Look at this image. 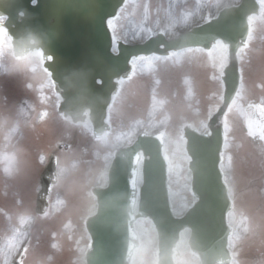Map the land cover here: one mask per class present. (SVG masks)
<instances>
[{
    "label": "water",
    "instance_id": "1",
    "mask_svg": "<svg viewBox=\"0 0 264 264\" xmlns=\"http://www.w3.org/2000/svg\"><path fill=\"white\" fill-rule=\"evenodd\" d=\"M124 2L0 0V17H8L5 22L0 21V27L9 30L17 53L34 48L43 50L46 66L53 72L57 90L63 97L60 111L74 121L89 117L96 136L110 127L106 121L108 108L118 89V80L128 76L131 70L132 56L152 51L165 53L187 46L209 49L217 40L228 45L223 104L211 117L209 130L199 132L187 127L185 131L192 189L197 201L183 216H175L168 187V163L163 155L164 136L141 133L132 145L117 151L107 187L93 189L98 209L86 222L92 238L87 264H130L139 244L134 223L140 217H149L156 227L159 264H175L174 248L185 229L191 231L189 245L200 255L202 264L229 263L231 227L227 214L232 203L220 167L225 132L222 118L238 90V52L247 42L250 17L259 14L261 3L242 0L176 38L167 39L160 34L145 43L120 42V51L115 54L111 50L108 20ZM141 150L145 154L144 182L136 211ZM56 178V163L52 161L42 177L41 205L47 203V194Z\"/></svg>",
    "mask_w": 264,
    "mask_h": 264
},
{
    "label": "rangeland",
    "instance_id": "2",
    "mask_svg": "<svg viewBox=\"0 0 264 264\" xmlns=\"http://www.w3.org/2000/svg\"><path fill=\"white\" fill-rule=\"evenodd\" d=\"M239 0H127L125 6L120 10L119 15L112 20L111 25L124 39H129L130 32L137 26L146 21L151 27V32L163 31L169 36H174L178 32L187 29L193 24L201 23L210 19L218 13L225 5L237 3ZM261 13L252 17V26L250 37L245 49L240 52V72L241 88L237 97L231 104L224 116L226 121L227 143L223 153L222 168L227 175L234 164L238 161L236 152L238 144L236 142L235 131H241V98L242 103L255 99L258 95L264 96V0H261ZM5 40V39H4ZM2 43V50L6 44ZM220 42V41H219ZM222 43V42H221ZM185 58L190 57L193 52L197 59V77L191 81L190 77L185 79V84L193 83L197 88V98L188 105L192 113H196L208 102L217 106L221 104L224 84L221 79L223 69L228 63V54L226 48L213 47L210 51L202 48L186 49ZM8 66L11 60L6 61ZM221 63L223 67L221 68ZM192 68L191 65L188 66ZM147 101V97H144ZM131 102V101H128ZM9 100L0 97V125L6 127L13 122V116L7 110L6 106ZM43 120V119H42ZM204 122L199 124L203 128ZM116 125V124H115ZM129 125V123L127 124ZM118 128L121 123L116 125ZM45 129L43 136H33L32 141L37 140L32 156L36 157L31 163L18 161L17 154L12 147H17L16 141L18 136L12 134L8 139V148L0 149V207L6 202V199L13 201L17 207L25 206L28 208L30 215L35 213L36 199L40 187L41 174L45 169L42 159L48 156L50 149L47 145L54 139L64 137L74 144V149L66 152V162L60 169V178L57 185L54 186L52 200L56 193L58 199L51 204L49 219L38 216V219L25 218L22 220L24 227L33 228L35 239L27 251L23 264H85V249L90 246V237L83 229L84 220L94 209L95 200L90 196V188L94 183L93 175L97 171V162L95 150L97 148V139L91 131V123L87 122L78 129L76 123L66 120L64 116L55 111L53 118L50 119L49 125ZM264 127L259 131L263 132ZM134 137L132 134L125 141ZM123 141V142H125ZM166 151L170 156L171 184L176 188L182 185L186 180L188 185L190 172L188 170V156L185 151V140L182 132L177 130H168L166 134ZM85 154L82 163H79V154ZM5 156V157H2ZM236 166V165H235ZM234 166V167H235ZM247 173H254L253 162H250ZM232 173V178L236 184L243 180L236 172ZM178 175H183L179 177ZM176 179L178 182H176ZM188 187V186H187ZM187 202L178 210L182 214L186 209L191 196L187 192ZM55 194V195H54ZM245 206L254 207V193H248L243 200ZM264 204V199H263ZM90 208V209H89ZM0 216L5 219L12 218L13 215L5 209H0ZM66 217V221L64 222ZM264 223V217H263ZM53 226V228H52ZM41 227L44 228L40 230ZM47 228L53 229V232H47ZM137 229L140 233L141 245L136 251L137 257L144 254H152L157 251V234L149 220L140 219L137 223ZM81 234V235H80ZM83 240H82V238ZM183 240L178 247L181 257L178 258L179 264H197V261L188 251L186 244V234H183ZM249 241L244 247V252H255L253 228L252 233L246 237ZM261 248L257 250L258 256L263 257L264 264V226L262 229ZM234 248V253L239 254V249Z\"/></svg>",
    "mask_w": 264,
    "mask_h": 264
},
{
    "label": "flooded vegetation",
    "instance_id": "3",
    "mask_svg": "<svg viewBox=\"0 0 264 264\" xmlns=\"http://www.w3.org/2000/svg\"><path fill=\"white\" fill-rule=\"evenodd\" d=\"M130 35L134 38L132 40L136 41L140 35L150 37L152 33L146 32L144 27L141 29L139 25L130 32ZM111 36L112 49L117 52L120 38L112 25ZM3 40L6 44L4 50H2ZM184 53H188L187 50L172 51L167 55L153 53L133 58L132 73L128 79L121 80L120 89L109 110L108 121L111 129L106 136H102L97 148L96 157L100 167L96 183L102 184L104 179L108 178L109 162L113 159L116 150L127 144L125 139L132 134L141 131L167 133L168 129L172 131L177 128L184 129L190 124L188 118L196 122L201 119L203 122V113L192 114L188 105L182 106L180 103L186 99L193 101L198 96L197 88L193 83L191 85L184 83L187 77H190L191 81L197 77V72L194 70L197 67V59L193 52H190L189 58H185ZM7 60H11L9 66ZM189 65L192 66L191 69L188 68ZM0 97L9 100L6 108L14 116V123L20 126L19 131H15L14 128H8L2 123L0 146L8 148V138L12 134L17 135V147H12L18 155L16 159L31 163L36 159L32 156L37 144L36 139L32 141L33 136L40 137L46 133L45 129L50 119L58 110L60 96L55 91L51 73L44 67L43 51L37 49L17 56L6 29L0 32ZM144 97H147V101ZM246 101L241 103V131L235 134L238 144L236 172L243 180L236 184L233 183L232 177L227 175L228 184L234 190L232 194L234 207L230 215L233 227L231 242L233 249L236 248V244L239 249L237 257H233V264H263V257H257V250L261 248L264 215V129L263 132L259 131L264 127V96L259 95L253 100L246 99ZM248 104L257 106L256 115L250 120L246 113ZM118 122L121 123L119 128L116 126ZM191 125L196 127L192 123ZM66 144H68L66 135L49 143L47 146L52 150L45 159L46 162L56 155L59 165L64 162L65 152L71 147L66 148ZM170 161L169 169H171ZM250 162H253V168L250 169L255 171L254 173H247ZM142 165L141 162L140 182L143 178ZM171 176L170 173L172 203L177 211L185 203L188 189H186V180L176 188L171 184ZM178 176L183 177V175ZM248 193H254V207L243 204ZM0 209H5L13 215L10 219L0 216V264H16V262L23 264L28 251L27 242L31 238L33 241L35 239L34 230L24 227L22 222L25 218L24 214L28 213V208L23 205L17 207L6 200L5 205ZM252 228L255 252L253 257H246L244 247L249 242L246 237L252 233ZM40 230L44 231V228L41 227ZM53 231L47 228V232ZM192 256L197 264H200L199 257L194 254ZM179 257L181 254L176 255L177 264ZM132 264H158V254H144L142 257H137L135 254Z\"/></svg>",
    "mask_w": 264,
    "mask_h": 264
},
{
    "label": "snow or ice",
    "instance_id": "4",
    "mask_svg": "<svg viewBox=\"0 0 264 264\" xmlns=\"http://www.w3.org/2000/svg\"><path fill=\"white\" fill-rule=\"evenodd\" d=\"M214 47L215 48H226V46L225 45H223L221 42H219V41H216L215 42V45H214ZM221 68L223 67V63H221ZM209 135H210V133H209ZM139 159V158H138ZM135 183H136V181L135 180H133V185H135ZM133 204H135V201H133Z\"/></svg>",
    "mask_w": 264,
    "mask_h": 264
}]
</instances>
